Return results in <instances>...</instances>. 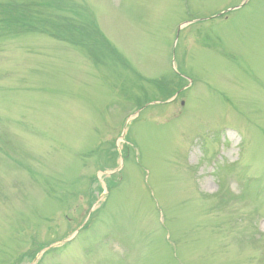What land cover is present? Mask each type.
Returning <instances> with one entry per match:
<instances>
[{"label":"rangeland","instance_id":"1","mask_svg":"<svg viewBox=\"0 0 264 264\" xmlns=\"http://www.w3.org/2000/svg\"><path fill=\"white\" fill-rule=\"evenodd\" d=\"M245 1L0 0V264H264Z\"/></svg>","mask_w":264,"mask_h":264},{"label":"water","instance_id":"2","mask_svg":"<svg viewBox=\"0 0 264 264\" xmlns=\"http://www.w3.org/2000/svg\"><path fill=\"white\" fill-rule=\"evenodd\" d=\"M242 6H240V7H238V8H235V10L236 9H240ZM67 241H65V242H60L59 244H55V245H53L52 247H50V248H56V247H58V246H60V245H63V244H65ZM50 248H48V249H50ZM48 249H45L44 251H42L38 256H37V258L35 259V261H37Z\"/></svg>","mask_w":264,"mask_h":264}]
</instances>
